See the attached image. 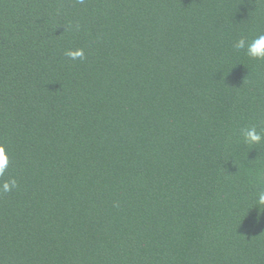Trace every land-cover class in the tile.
Returning <instances> with one entry per match:
<instances>
[{"label":"trees","instance_id":"16d2710c","mask_svg":"<svg viewBox=\"0 0 264 264\" xmlns=\"http://www.w3.org/2000/svg\"><path fill=\"white\" fill-rule=\"evenodd\" d=\"M260 34L264 0H0V264H264Z\"/></svg>","mask_w":264,"mask_h":264},{"label":"clouds","instance_id":"9594fccd","mask_svg":"<svg viewBox=\"0 0 264 264\" xmlns=\"http://www.w3.org/2000/svg\"><path fill=\"white\" fill-rule=\"evenodd\" d=\"M234 48L239 50L246 49V54L253 59L264 60V34H260L250 42L245 38L239 39L235 44ZM65 55L71 59H81L84 57L83 49L68 50ZM244 141L249 145H258L264 142V135L257 131L256 127H250L243 132ZM225 161L224 163H226ZM11 164V157L9 150L6 145L0 144V178H3L9 170ZM257 183L261 185L258 189L256 196L254 198L255 207L259 208L261 211L264 210V179L257 178ZM18 187L17 180L12 177L3 180L0 183V194L10 193Z\"/></svg>","mask_w":264,"mask_h":264}]
</instances>
